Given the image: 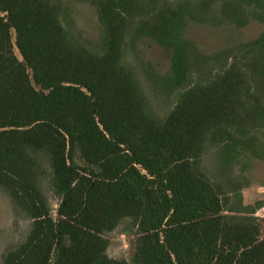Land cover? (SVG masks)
Returning <instances> with one entry per match:
<instances>
[{"label":"trees","instance_id":"obj_1","mask_svg":"<svg viewBox=\"0 0 264 264\" xmlns=\"http://www.w3.org/2000/svg\"><path fill=\"white\" fill-rule=\"evenodd\" d=\"M65 1L0 0V191L30 221L0 264H130L107 255L123 222L132 264H264L260 206L242 195L264 160V0H221L262 32L210 54L183 30L217 0H69L95 9L99 45ZM140 39L171 51L169 76L147 72L159 98L178 91L167 113L125 61Z\"/></svg>","mask_w":264,"mask_h":264},{"label":"rangeland","instance_id":"obj_2","mask_svg":"<svg viewBox=\"0 0 264 264\" xmlns=\"http://www.w3.org/2000/svg\"><path fill=\"white\" fill-rule=\"evenodd\" d=\"M221 0H217L210 14H200L204 19H188L183 35L194 42L200 52L210 54L220 49L255 39L262 32V23L249 15L246 25L237 27L221 17L218 12ZM69 8L72 26L86 41L99 45L101 28L95 9L89 3L65 1ZM250 11V10H249ZM247 10V14H249ZM18 56V52L15 50ZM171 51L153 43L149 39H140L134 52L127 51L125 61L133 67L144 89L148 93L155 110L161 114L167 113L176 102L178 91L168 98L155 95L157 89L151 79L167 77L170 73ZM147 72L150 76H147ZM154 77V78H153ZM158 98V99H157ZM243 175L249 180V186L242 191L245 205L259 204L264 206V160H249ZM209 175L215 168L214 160L207 156L203 163ZM52 209L57 207V200L51 199ZM259 207V208H260ZM258 208V209H259ZM257 211V210H256ZM255 211V212H256ZM264 213V211H263ZM53 217L55 215L53 214ZM30 221L25 218L13 219L9 198L0 191V262L5 250L18 242L24 236ZM133 230L127 222L121 223L108 235L109 245L107 255L113 259H123L132 264L134 253Z\"/></svg>","mask_w":264,"mask_h":264},{"label":"built area","instance_id":"obj_3","mask_svg":"<svg viewBox=\"0 0 264 264\" xmlns=\"http://www.w3.org/2000/svg\"><path fill=\"white\" fill-rule=\"evenodd\" d=\"M264 206L260 207L259 209H257V211L255 212L254 216L258 219H264Z\"/></svg>","mask_w":264,"mask_h":264}]
</instances>
